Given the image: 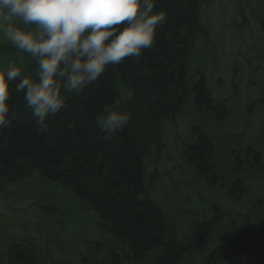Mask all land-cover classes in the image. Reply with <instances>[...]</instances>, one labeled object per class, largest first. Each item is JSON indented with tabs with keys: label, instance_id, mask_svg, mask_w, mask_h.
<instances>
[{
	"label": "trees",
	"instance_id": "1",
	"mask_svg": "<svg viewBox=\"0 0 264 264\" xmlns=\"http://www.w3.org/2000/svg\"><path fill=\"white\" fill-rule=\"evenodd\" d=\"M209 4L207 0H157L155 11H166L167 20L159 27L154 46L138 62L126 59L109 66L97 82L79 93L64 90L65 104L48 117L46 131L39 130L23 93H15L14 82L12 123L0 132V190L36 176L70 191L95 214L99 231L116 243L119 252H107L112 264H183L187 257L203 258L201 264H264V218H254L252 225L249 215L222 210L209 200L205 210L191 213V224L180 233L170 212L152 194L157 175L150 172L151 160L164 151V127L173 125L188 107L206 121L194 124L193 142L184 149L186 168L198 181L200 177L209 182L221 177L222 183L227 179L213 164L219 141L207 133L213 123L205 115L219 124L226 120V126L230 110L214 100L203 72H197L193 83L189 81L190 55L198 39L209 34L203 23ZM28 69L25 75L34 79L36 62L30 57ZM116 99H121V109L130 112L132 120L121 132L107 135L95 120ZM251 145L242 152L232 150L231 160L236 163L228 180L236 190L235 203L248 194L243 174L248 173L251 160L263 165L258 152L262 139L252 140ZM226 165L228 170L234 167L231 161ZM93 180L101 187L90 188ZM239 221L241 227L236 228ZM95 258L81 257V264H104ZM39 262L32 239H10L0 252V264Z\"/></svg>",
	"mask_w": 264,
	"mask_h": 264
},
{
	"label": "rangeland",
	"instance_id": "2",
	"mask_svg": "<svg viewBox=\"0 0 264 264\" xmlns=\"http://www.w3.org/2000/svg\"><path fill=\"white\" fill-rule=\"evenodd\" d=\"M207 1L210 4L204 11L203 23L209 34L198 39L190 55L189 81L193 83L197 72H203L214 100L226 104L230 110L226 126V120L219 124L216 118L205 115L213 123L207 133L214 140L218 137L219 141L213 164L227 179L222 183L219 176V181L209 182L199 176L198 181L184 164V149L193 142L194 124L196 120L204 123V117L188 107L173 125H165L164 151L156 160H151L150 172L157 175L153 179L152 194L164 205V211L170 212L180 233L191 224L194 218L191 213L195 215L205 210L204 204L209 200L217 202L222 210L249 215L252 225L254 218H264V0ZM9 61L22 67L24 74L29 72V56L0 39V62ZM257 138L262 139L263 146H258L261 148L258 152L263 157V165L251 160L248 173L243 174L248 194L235 203L236 190L232 187L233 181L228 180L236 163L235 158L231 160L232 150L242 152ZM229 161L234 166L231 170L226 165ZM39 178L35 176L18 187L11 185L8 190H0V252L10 239H32L38 246L40 264L42 261L81 264L80 258L84 256L112 264L107 252L119 251L116 243L96 227L95 214L70 191ZM90 183V188L101 187L96 180ZM198 204L202 207L195 209ZM188 208H192L191 211ZM235 226L240 228L241 222ZM258 249L256 243L255 254ZM202 261L200 257H187L183 264H201Z\"/></svg>",
	"mask_w": 264,
	"mask_h": 264
},
{
	"label": "clouds",
	"instance_id": "3",
	"mask_svg": "<svg viewBox=\"0 0 264 264\" xmlns=\"http://www.w3.org/2000/svg\"><path fill=\"white\" fill-rule=\"evenodd\" d=\"M157 0H0V39L36 62V76L22 67L0 62V132L12 120L14 91L23 93L39 130L65 104L63 91L81 92L126 59L139 61L156 41L166 11H155ZM18 81V82H17ZM121 99L106 104L95 120L107 135L132 120Z\"/></svg>",
	"mask_w": 264,
	"mask_h": 264
}]
</instances>
